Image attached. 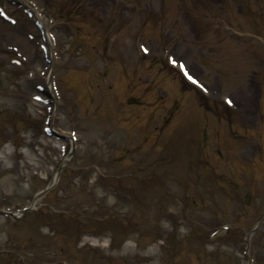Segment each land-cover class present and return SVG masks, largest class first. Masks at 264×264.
<instances>
[{
  "label": "rangeland",
  "instance_id": "1",
  "mask_svg": "<svg viewBox=\"0 0 264 264\" xmlns=\"http://www.w3.org/2000/svg\"><path fill=\"white\" fill-rule=\"evenodd\" d=\"M33 1L40 9L43 8L49 19H56L51 27L56 37L54 43H58L56 52L61 55L63 60L67 56H72L74 51L79 52L81 45L85 49L88 48L89 55L97 54L94 45L88 47L93 44L91 40L82 39V35L88 33L90 29L97 30L94 32L95 36L92 40L98 38V34L103 37L107 36V41L111 42L110 46L112 45V47L123 36L128 37L130 45L127 44L134 48L136 46H134V38L139 33L146 40H158V35L162 33V42L165 38L173 35L172 45L179 51L183 60L190 61L192 69L200 72L201 81L206 85L214 86L218 95L238 94L252 106L253 120L249 127H245L239 121L232 122V132L236 135L250 137L249 133L254 129L253 134L261 135L263 138L259 142L241 140L234 143L235 145L224 142L221 125H227V123L222 120V114L211 111L204 112V116L201 114L211 131L205 132L202 140L201 138L196 140V137L194 139L190 136L183 150L189 154L190 164L188 163V167L191 171L196 174L197 170L192 167L200 166L201 173L199 175L204 177L197 179L194 176L191 180L198 183L204 180V182L198 188L201 194L190 199L191 208L194 211L190 218L192 230L185 234V238H181L180 243L176 242L173 237L172 246L167 239L164 245L158 241L168 226L166 222L161 221L160 225L158 221L161 216L167 213L168 207L163 201L155 202L152 210L148 202L139 204L140 202H136L133 197L124 198L127 207L123 212H129L131 209L137 216L133 218L130 225L126 226L132 227L134 222H138V229L141 231L125 229L123 225L127 223V220L124 223L121 221L123 224H114V227H111L108 220L112 218L108 215L106 207L98 206L97 212L93 213L83 207L82 204L91 205L92 199L82 198L84 189L82 185H79L78 178L74 176L69 179V185H67V179L72 176L74 171V165L70 164L61 174L67 179L63 178L55 187L58 193L49 192L39 203L44 205L39 209L37 220L39 222L41 219L45 221L49 219L43 216L42 210H50L53 213L57 211L54 215L52 214L56 219H61L62 216L79 217L86 221L89 227L102 228L104 233H112L116 256L107 257L99 250L100 248L90 247L89 244L82 246L85 237L77 236L75 240L81 247L80 251L83 255L87 252L84 255L86 258L82 259L80 255H76L68 249L71 239L66 238L63 242L58 241L57 234H52L51 230L47 231V228L44 227L41 228L47 237L37 239L36 235L40 226H35L34 222H28L26 218L14 221L11 218L0 216V263L18 264V255L16 254L18 248L23 247L24 250L35 252L39 246L48 248L47 250L60 251L62 256L70 259L71 264H144L145 259L142 255L144 253L151 254L152 251L154 253L152 257L147 258L149 264H247V258L243 255L244 236L264 214V77H262L263 73H259L258 68L259 62L264 60V4L259 0H251L250 6L248 5V12L251 13L249 15L251 25L248 32L252 33L254 38L250 42V49H246L244 45L227 38L217 41L214 37L208 38V35L203 33L208 27L204 13L216 19L222 18L226 22L230 21L229 18L231 21H241L242 16L237 14L240 5L236 0H80L82 1L79 5L81 14L74 19V24H67L64 21V12L72 11L74 0H68L65 3L61 0ZM89 2H92V8H88ZM204 4L208 7L204 8ZM8 7L13 12L17 10V7ZM198 12H202L203 15ZM120 13L128 18L124 22L127 24L121 23L115 28L114 21H118ZM109 14L112 19L109 23H104ZM66 17L67 21L74 18L70 14ZM94 22L100 25H93ZM213 22L215 21L210 22V25ZM25 25L31 29L29 25ZM25 25H20L19 31L8 30L7 26H0V31L6 33L0 35V41L18 48V54L12 53L11 55L20 60L22 57L30 59L23 61L21 66H16L12 62L5 64L0 60V209L23 208L29 204L33 194L52 179L57 168L61 165L67 166L72 160L73 163H78L75 168L77 170L92 169L90 166L79 165L85 159L78 156L77 151L69 161H66L65 159L69 155L67 151L70 148L67 138L58 141L54 137L44 135L41 130L44 123L42 110H46V107L34 101L31 94L35 91L37 82H45L44 78L47 75L45 67L48 64L40 50L39 36L38 39H34L33 43L27 42L22 37V29L26 27ZM138 25H140V29ZM177 39L181 41L176 43ZM149 40H147L148 43L142 42L154 51L164 48L161 46V42L155 44ZM107 41L105 40V43ZM189 41L196 44L188 43ZM170 42L171 40H168L165 44ZM78 43L76 49H73L74 45ZM108 47L105 44L104 54L106 56L109 54ZM77 55L78 53H76ZM81 57L83 62L79 67H75L71 63L63 64L58 70L60 85L69 99L67 106L69 110L66 111L65 107L61 106L52 113V118L55 123H60L65 127L67 129L65 133L68 134L72 128L66 122L69 119L67 113L70 112V116L75 118L72 125H76L80 129L83 150L88 145L90 151H94L95 145L98 143L106 151H109L117 144V132L113 136L102 135L99 132L96 141L91 139L96 135L97 130H116L122 135L119 138H124L123 151L118 153V158H120L125 156L126 149L142 140L145 134L159 132L163 136L161 140H166L167 143L163 146L165 150H168V153L163 152L167 156L165 162L173 164L172 152L175 155L181 150V145L185 142L184 139L188 138L191 131L200 129L203 134L204 124L194 114V108L191 106L192 104L196 106L199 98L189 91H182L180 83L166 72L159 62L152 65L144 62L138 66L137 64L127 66L121 58H116V61L107 63V69L103 63L104 67L99 68L102 71L100 78L107 73L110 82L107 79L106 87H101L102 92L99 93L98 84L91 82L93 77L97 78L98 76V66L96 65L98 57L96 58V55L95 58L88 57L85 52H82ZM28 65L34 67L30 68ZM170 70L175 77L179 78L174 69L170 68ZM42 72L45 74L43 75ZM110 83L119 91L118 96L111 93V88L107 89V86H111ZM250 83L255 85L252 103L249 100ZM185 88L193 91L191 87ZM142 94H146L147 97H141ZM177 97L182 98L184 104L176 110L173 122L170 119L166 123V117L164 118L158 113L159 106L153 107L155 105L153 102L161 105L159 111L166 110L167 113L168 110H171ZM122 98L126 103H121ZM133 103L142 104L145 107ZM176 103L179 106L180 102ZM122 104L132 105L129 108H122ZM147 107H151L150 111H146ZM27 111L31 112L30 116L26 115ZM261 115L263 120L258 124ZM48 117L51 118V115ZM244 119L247 124L252 117L247 113ZM171 124L172 133L170 131ZM227 132L228 130L225 129V134ZM125 137L131 139L127 145ZM157 137L160 138L159 135L152 136V140L155 141ZM8 139H13L17 143L16 152H14L15 148L12 146V142H9ZM147 141L145 139V142L149 143ZM64 145L67 147L66 155L62 150ZM124 145L127 148H124ZM158 146L159 144L155 148V156H160ZM24 150L28 152L23 153ZM136 155H138V160L128 158L127 161L122 162V167L129 174L122 182L117 180L119 184L113 186L135 191L136 185L143 182L140 173L146 177L144 183L154 184L158 180H164L165 174H160V166L164 165V162L157 160L146 165L139 159L145 154L139 150ZM82 157L92 158L90 164L96 161L90 153L83 152ZM175 157L178 158L179 167H184L187 156L181 153ZM34 173L39 175H33ZM107 174L112 175L110 169L107 170ZM174 181L180 182L178 178ZM98 183L105 186L107 184L101 178ZM60 184L64 186L59 187ZM182 184L193 186L189 180ZM65 185L67 186L65 187ZM75 191H77L76 195ZM153 193L155 194V192ZM68 202L70 205H67ZM85 213L91 215L87 218V215L84 216ZM95 214L98 215L94 217ZM113 215L118 218L117 215ZM69 217L62 219L67 224L66 227L61 226L63 231L72 229ZM84 221H81L79 225L80 231L89 228ZM223 224L233 226L234 229L226 234L221 232L220 235L212 238L210 232ZM159 225V230H156ZM237 225L244 226V229L239 230ZM173 234L179 237L178 234H184V229L175 225ZM152 237L156 241L154 244ZM101 239L104 242L110 241L109 237ZM185 240L189 241V244ZM206 243H210V246ZM254 243L262 249L261 252L264 255V233H258ZM60 245L64 248L59 249ZM203 247L207 249L203 250ZM121 248L122 250L128 248L127 256L121 255ZM70 249L75 251L72 245ZM171 249L180 251L178 256L171 255ZM211 249L214 251H210ZM262 255L259 256L260 260ZM38 256L39 261L45 257L40 254ZM29 264H38V262L31 259Z\"/></svg>",
  "mask_w": 264,
  "mask_h": 264
},
{
  "label": "bare ground",
  "instance_id": "2",
  "mask_svg": "<svg viewBox=\"0 0 264 264\" xmlns=\"http://www.w3.org/2000/svg\"><path fill=\"white\" fill-rule=\"evenodd\" d=\"M93 178H94V174H91V176H89L88 179L83 182V184H86L89 187V190L92 192H93L92 189L95 187V184H96V180H94ZM56 181H57V177H55L52 180V183ZM95 194L99 199H105L109 206H116L117 208H121L122 206V202L118 200L114 201V197L112 193L106 192L102 187L97 188L95 190Z\"/></svg>",
  "mask_w": 264,
  "mask_h": 264
},
{
  "label": "snow or ice",
  "instance_id": "3",
  "mask_svg": "<svg viewBox=\"0 0 264 264\" xmlns=\"http://www.w3.org/2000/svg\"><path fill=\"white\" fill-rule=\"evenodd\" d=\"M0 15H3L2 12H0ZM173 63H175V61H173ZM181 69H184V66L181 64L180 65ZM185 75L188 76V79L192 80V77L188 75V73L185 71ZM193 83H196V81L193 80Z\"/></svg>",
  "mask_w": 264,
  "mask_h": 264
}]
</instances>
